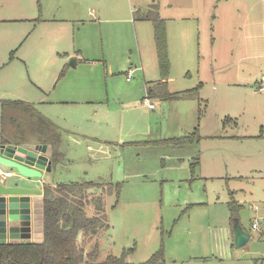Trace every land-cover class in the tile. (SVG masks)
Returning a JSON list of instances; mask_svg holds the SVG:
<instances>
[{
	"label": "rangeland",
	"instance_id": "obj_1",
	"mask_svg": "<svg viewBox=\"0 0 264 264\" xmlns=\"http://www.w3.org/2000/svg\"><path fill=\"white\" fill-rule=\"evenodd\" d=\"M152 4L166 26L162 87L200 85L193 98L144 99L163 80L152 24L135 12ZM262 75L264 0H0V100L34 102L68 130L43 186L119 185L102 194L108 227L78 235L91 263L161 250L159 264H264Z\"/></svg>",
	"mask_w": 264,
	"mask_h": 264
},
{
	"label": "trees",
	"instance_id": "obj_2",
	"mask_svg": "<svg viewBox=\"0 0 264 264\" xmlns=\"http://www.w3.org/2000/svg\"><path fill=\"white\" fill-rule=\"evenodd\" d=\"M157 8L156 4H152L143 12L140 9L135 10L139 20H148L152 24L158 68L163 79L157 85L147 89L145 98L156 95L165 99L193 98L198 87L192 89V94L183 92L173 94L162 87L164 79L169 75L170 64L165 20L160 17ZM0 142L13 145L49 144L55 148L59 142V133L57 127L32 104L23 100L5 99L1 101ZM172 142L177 144L175 140ZM58 156V152L52 150L53 163L58 162ZM90 188L99 189L98 196L92 195L89 198L85 193L83 196L79 195L78 191ZM113 188L118 191L119 185L88 181L60 184L55 188L44 187L42 240L0 243V264H96L88 260L87 254L84 255V250L78 245V235L80 232H87L96 236L100 230L108 227L105 224L106 216L101 213L103 210L102 194L112 193ZM90 205L94 206L96 212L92 216H87L86 207ZM229 207L233 224L235 209L238 207L233 198ZM97 253L98 245L88 253V257L93 259ZM125 255L119 257L108 255L97 264H133L125 260ZM162 261L163 254L159 250L146 261L137 264H159Z\"/></svg>",
	"mask_w": 264,
	"mask_h": 264
},
{
	"label": "water",
	"instance_id": "obj_3",
	"mask_svg": "<svg viewBox=\"0 0 264 264\" xmlns=\"http://www.w3.org/2000/svg\"><path fill=\"white\" fill-rule=\"evenodd\" d=\"M47 148L46 144H0V165L13 170L0 175V243L31 242V216L42 211L36 204L43 190L29 182L41 179L42 172H50L56 164ZM232 236L236 247L249 239L237 220L232 225Z\"/></svg>",
	"mask_w": 264,
	"mask_h": 264
},
{
	"label": "crops",
	"instance_id": "obj_4",
	"mask_svg": "<svg viewBox=\"0 0 264 264\" xmlns=\"http://www.w3.org/2000/svg\"><path fill=\"white\" fill-rule=\"evenodd\" d=\"M137 10V9H136ZM199 84H201V83H199ZM200 86V85H199ZM198 86V87H199ZM40 88V87H39ZM149 88V86L147 87V89ZM147 89H146V93H147ZM158 90V89H157ZM2 100H5V99H2ZM2 100H0V104H1V101ZM14 100H17V99H14ZM23 101H25V100H23ZM25 102H28V103H30V104H32L35 108H36V106H35V104H34V102H29V101H25ZM52 102H54L53 100H52ZM61 102H66V101H61ZM48 103H50V102H48ZM55 103V102H54ZM40 104H44V102H41ZM51 104V103H50ZM45 105V104H44ZM151 109V108H150ZM44 116V115H43ZM52 124H54L56 127H57V129H58V133H59V138H62L63 137V134L65 133V132H67L68 130H66L65 128H62L60 125H58L57 123H55L52 119H49L48 117H46ZM233 118H231V117H229V116H226L225 118H224V121H223V125H225V124H228V123H233ZM61 136V137H60ZM0 144H2L1 142H0ZM47 146H48V148L47 149H49V154H50V156H49V158L51 157V152H52V150H54V147L53 146H51V145H49V144H46ZM48 154V153H47ZM10 170V169H9ZM13 171V170H12ZM43 173V175L45 174L46 175V172H42ZM44 175V176H45ZM32 186H36V187H38V188H41L42 190H43V192H42V194L41 195H39L38 197H37V199H38V203L36 204L37 205V209H42V199H43V195H44V186H43V184L42 183H44V178H41V179H31L30 180V182H29ZM42 228H43V224H42V211L41 212H37V213H35V214H32V216H31V231H30V240L33 242H39V241H41L42 240V238H41V236L40 235H42ZM8 242H11V241H9L8 240Z\"/></svg>",
	"mask_w": 264,
	"mask_h": 264
},
{
	"label": "built area",
	"instance_id": "obj_5",
	"mask_svg": "<svg viewBox=\"0 0 264 264\" xmlns=\"http://www.w3.org/2000/svg\"><path fill=\"white\" fill-rule=\"evenodd\" d=\"M129 78H127L128 80ZM259 89H264V75H262L261 77V82H260V85H259ZM144 99H147V98H144ZM147 106L148 108H153V104L152 103H147ZM3 174H8V171L5 170V168L0 165V175H3Z\"/></svg>",
	"mask_w": 264,
	"mask_h": 264
}]
</instances>
